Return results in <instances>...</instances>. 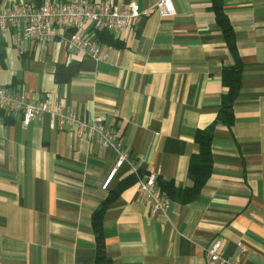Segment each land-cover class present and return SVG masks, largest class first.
<instances>
[{
    "label": "crops",
    "instance_id": "1",
    "mask_svg": "<svg viewBox=\"0 0 264 264\" xmlns=\"http://www.w3.org/2000/svg\"><path fill=\"white\" fill-rule=\"evenodd\" d=\"M14 1L43 0L0 5ZM111 1L148 9L159 0ZM173 2L174 16L153 12L114 36L122 47L100 40L99 61L70 52L67 31L39 43L0 30V85L81 120L101 117L128 154L104 188L119 150L79 134L60 114L25 126L21 115L0 108V264H96L92 214L132 174L137 181L103 222L112 264H207L205 250L217 238L228 264H264V0H225L244 63L242 87L234 125L216 127L213 172L200 195L185 205L170 199L165 212L153 213L138 191L150 175L194 184V134L215 120L222 69L233 63L211 0ZM73 61L82 63L79 74L59 85L57 66Z\"/></svg>",
    "mask_w": 264,
    "mask_h": 264
},
{
    "label": "built area",
    "instance_id": "2",
    "mask_svg": "<svg viewBox=\"0 0 264 264\" xmlns=\"http://www.w3.org/2000/svg\"><path fill=\"white\" fill-rule=\"evenodd\" d=\"M157 12L161 17L176 14L173 0H159L154 6L142 9L137 2L119 6L111 0H43L42 3L14 1L0 5V30L14 29L39 43L54 40L57 35L68 32L67 47L70 52L81 53L85 57L99 61L104 59L103 45L98 31H107L115 37L130 30L141 18ZM0 108L8 113L19 114L25 126L44 113L53 118L56 114L63 121L75 125L78 133L95 136L105 148L119 150L120 155L115 167L109 174L104 188L112 180L118 168L126 161L128 154L117 134L107 128L101 117L90 121L81 120L73 111L54 110L49 102L36 101L21 89H12L0 85ZM138 191L147 196L153 213L165 212L170 199L160 192L153 175L140 178ZM223 243L217 238L206 248L207 264H228L223 257Z\"/></svg>",
    "mask_w": 264,
    "mask_h": 264
},
{
    "label": "trees",
    "instance_id": "3",
    "mask_svg": "<svg viewBox=\"0 0 264 264\" xmlns=\"http://www.w3.org/2000/svg\"><path fill=\"white\" fill-rule=\"evenodd\" d=\"M210 9L215 16L217 25L224 35L233 63L222 69V84L225 90L222 93L221 106L215 120L207 127L196 130L194 134L197 151L191 155L189 161V174L193 176L194 184L189 187H179L173 180H166L162 177L156 178V184L160 192L181 205L195 201L211 177L213 172L212 143L216 127L219 124L226 125L228 128L234 125V106L242 87L244 63L238 52L235 30L225 10V0H211ZM97 35L102 42L108 45L123 46L119 39L107 31H98ZM4 66V52H0V68ZM81 66L82 63L77 61L68 64H59L54 73L55 81L59 85L70 82L79 74ZM16 85V81H13L10 86ZM1 113L5 116L3 110ZM5 118L7 123L11 119L8 116H5ZM137 179V175L132 174L121 180L113 189L108 191L107 196L92 214V226L96 241V264H112V259L107 253L103 231L105 214L118 201L121 193L133 185Z\"/></svg>",
    "mask_w": 264,
    "mask_h": 264
}]
</instances>
